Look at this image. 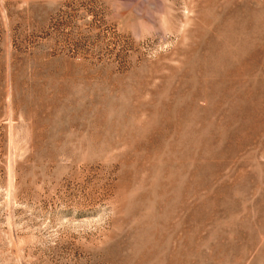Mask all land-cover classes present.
<instances>
[{
    "label": "rangeland",
    "instance_id": "rangeland-1",
    "mask_svg": "<svg viewBox=\"0 0 264 264\" xmlns=\"http://www.w3.org/2000/svg\"><path fill=\"white\" fill-rule=\"evenodd\" d=\"M0 264H264V0H0Z\"/></svg>",
    "mask_w": 264,
    "mask_h": 264
}]
</instances>
